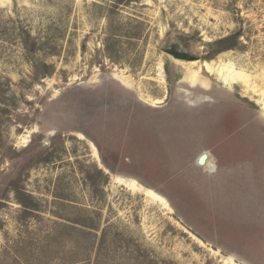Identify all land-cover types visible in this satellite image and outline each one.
Returning <instances> with one entry per match:
<instances>
[{"label": "rangeland", "instance_id": "374dc122", "mask_svg": "<svg viewBox=\"0 0 264 264\" xmlns=\"http://www.w3.org/2000/svg\"><path fill=\"white\" fill-rule=\"evenodd\" d=\"M0 264H264V0H0Z\"/></svg>", "mask_w": 264, "mask_h": 264}, {"label": "water", "instance_id": "95a60500", "mask_svg": "<svg viewBox=\"0 0 264 264\" xmlns=\"http://www.w3.org/2000/svg\"><path fill=\"white\" fill-rule=\"evenodd\" d=\"M165 51L168 54L173 55L174 58L177 60H184V61H189V62L196 60L194 57L190 56L189 54L179 52L178 46H172L170 48H167ZM207 158H208V155L206 153L199 156L197 160L198 166L203 167L206 164Z\"/></svg>", "mask_w": 264, "mask_h": 264}, {"label": "bare ground", "instance_id": "6f19581e", "mask_svg": "<svg viewBox=\"0 0 264 264\" xmlns=\"http://www.w3.org/2000/svg\"><path fill=\"white\" fill-rule=\"evenodd\" d=\"M178 63H179V65H181L184 69H186V71L188 70L189 71V69H190V67L192 68V63L191 62H187V61H183V60H180V61H178ZM209 67H210V65H208ZM217 67V66H216ZM215 67V68H216ZM192 72V71H191ZM234 73V72H233ZM234 75H235V73H234ZM242 76V75H241ZM228 78V77H227ZM243 78V77H242ZM241 78V79H242ZM250 79V78H249ZM245 80H246V78H245ZM245 82V81H244ZM243 82V83H244ZM248 82V81H247ZM246 86V85H245ZM247 86H249V84L247 85ZM210 160V159H209ZM205 166H207L210 170H215V167H214V165L210 162V161H208V159H207V161H206V164H205Z\"/></svg>", "mask_w": 264, "mask_h": 264}, {"label": "flooded vegetation", "instance_id": "af4514ba", "mask_svg": "<svg viewBox=\"0 0 264 264\" xmlns=\"http://www.w3.org/2000/svg\"><path fill=\"white\" fill-rule=\"evenodd\" d=\"M179 52H181V50H180ZM181 53H182V52H181Z\"/></svg>", "mask_w": 264, "mask_h": 264}]
</instances>
